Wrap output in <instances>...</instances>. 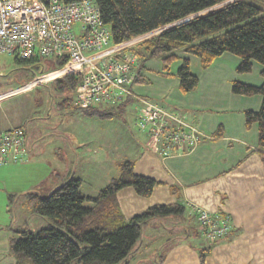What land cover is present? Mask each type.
<instances>
[{"label":"crops","instance_id":"0c3cea01","mask_svg":"<svg viewBox=\"0 0 264 264\" xmlns=\"http://www.w3.org/2000/svg\"><path fill=\"white\" fill-rule=\"evenodd\" d=\"M177 54L189 58L191 70L198 78L196 89L186 93L179 90V79L174 74L181 64V59L171 64L169 72L172 75L169 76L162 73L160 58L147 60L141 74L149 80V83H133V93L124 103L121 111L101 119L111 121L106 132L107 138L110 140L118 138L122 147L121 157L113 161L117 173L109 176L108 180L104 179V176L102 183H88L78 176L81 180L80 190L84 183L87 186L83 194L96 195L94 194L96 190L101 189L117 176V164L120 161L132 160L136 174L152 177L161 184L156 185L147 197L137 195L131 187L120 189L117 199L121 212L126 218L137 215L154 204L180 202L183 206L181 213L158 216L142 226V229L146 228L153 222L159 226V237L154 251L161 252L160 248L163 246L164 251L162 256L157 253L156 262L160 260L161 264H264V163L257 150V123L254 122L246 127L244 117L245 110L259 109L262 96L243 95L231 90L233 81L260 86L264 80L261 75L262 65L252 61L249 72H238L236 67L241 58L233 53L223 52L211 65L202 68L199 58L195 55L184 52ZM21 86L0 93V129L20 126L28 136L25 120L29 117L35 119L38 116L42 119L47 116V106H44L46 99L41 95L33 96V100L28 103H31L28 112L21 110L20 107L12 110L9 115L3 111V108L1 109L6 97L39 87ZM152 105L162 107L169 112H177L185 123L195 126L198 140L182 145L173 144L167 150H164L162 144L156 147L148 146L146 130L135 128V125L138 117L148 115ZM62 107L70 109L76 106L71 101L69 104L64 103ZM67 113L72 116L78 114L80 119H85L83 122L87 120L95 124L80 110L78 113L74 111ZM125 113L128 114V120L124 117ZM114 118L116 121L112 123ZM96 120L99 122L98 119ZM219 128L221 133L216 134ZM35 132V129L31 130V134ZM61 137L55 147V154L61 163H64L62 161L64 160L70 165L74 158H78L82 162V174L86 173L87 163H94L98 168L97 171L100 170L98 166L101 159L98 151L96 156L92 155V157L79 152L73 156L76 146L67 145V136L63 139ZM81 142L83 143L82 140ZM28 143L27 137L26 146L30 150L26 160L29 159L32 148ZM81 144L78 146L86 147L85 142ZM75 171L67 172L68 176L66 174L63 177H56L55 182L60 184L61 179L64 181L74 176ZM54 174L57 175V172L54 171ZM3 178L7 179L6 176ZM9 179L16 180L12 176ZM170 184L180 187L181 196L178 199L169 192ZM30 186L36 185L33 182ZM29 187L19 188L14 185V188L7 192L4 189L0 192V207L9 214L10 218H12L11 202L18 197L16 193L29 190ZM9 194L15 196L9 198ZM20 197L24 199L22 206H26L25 195ZM197 208H203L217 218H228L231 225L229 232L223 237L206 238L197 220ZM20 229L25 228L0 225V264H15V258L9 251V239ZM144 239L142 237V240H139L138 247L143 244ZM138 247L136 253L140 252ZM201 252L205 253L203 262L200 261ZM134 253L132 259H129L130 262H134L128 264H142L141 261H135L136 253Z\"/></svg>","mask_w":264,"mask_h":264},{"label":"trees","instance_id":"16d2710c","mask_svg":"<svg viewBox=\"0 0 264 264\" xmlns=\"http://www.w3.org/2000/svg\"><path fill=\"white\" fill-rule=\"evenodd\" d=\"M70 1V0H63ZM100 17L109 28L110 41L129 40L161 29L144 39L135 49L138 61L133 83H149L142 76L144 64L160 58L164 75H172L171 64L181 59L174 74L183 93L196 89L197 76L190 60L177 53L184 52L199 58L206 68L223 52L241 58L238 72H249L252 61L262 65L264 78V0H95ZM20 63H35L40 69L41 59H18ZM55 66L64 59H54ZM53 66V67H55ZM38 69V70H40ZM38 70H34V73ZM33 76V75H32ZM59 86L72 92L80 75L67 74L59 79ZM231 90L243 95L260 94L258 110H245V126L257 123V150L264 163V80L260 86L233 81ZM129 96L124 101H127ZM123 101V102H124ZM122 102V103H123ZM60 103H71L65 97ZM121 103V104H122ZM123 105V104H122ZM94 107L76 108L83 114L105 119L114 115L113 106L99 110ZM220 128L216 134H220ZM132 160L117 164L118 174L96 195H85L80 190L81 180L74 176L55 186L46 197L36 191L25 192L26 207L33 215L47 219L48 226L34 233L25 228L15 231L9 239V251L15 264H128L137 250L142 226L148 220L178 214L180 202L154 204L141 213L126 218L119 207L117 193L131 187L137 195L147 197L161 182L136 174ZM176 199L181 189L168 186ZM15 194H9V198ZM205 253H200L203 262ZM156 264H161L158 260Z\"/></svg>","mask_w":264,"mask_h":264},{"label":"built area","instance_id":"2783aa9c","mask_svg":"<svg viewBox=\"0 0 264 264\" xmlns=\"http://www.w3.org/2000/svg\"><path fill=\"white\" fill-rule=\"evenodd\" d=\"M150 36L152 32L111 42L95 0H0V53L18 59H64L57 67L36 71L21 87L80 75L71 101L81 109L119 104L133 93L135 49ZM136 126L146 130L148 146L162 144L164 150L198 140L195 126L159 106L152 105L147 116L138 117ZM25 135L20 126L0 129V164L19 160L26 149ZM196 215L206 238L223 237L231 228L228 218L211 216L203 208H197Z\"/></svg>","mask_w":264,"mask_h":264},{"label":"rangeland","instance_id":"374dc122","mask_svg":"<svg viewBox=\"0 0 264 264\" xmlns=\"http://www.w3.org/2000/svg\"><path fill=\"white\" fill-rule=\"evenodd\" d=\"M159 30L161 31L162 29L154 30L152 35L157 33ZM41 62L44 64L42 68L45 70L55 66V60L51 57L42 58ZM35 65L36 64L33 62L31 64L20 63L17 60V57L13 54L0 53V93L12 90V88L16 86H20L29 82L35 74L34 70L40 69ZM37 86H39L37 89L33 88L29 91L20 93L16 92L6 97L1 107V109L3 108V111L9 115L11 114L12 110H16L20 107L21 110H26V112H28L31 108V103H28L33 100V96L38 97L41 95L46 99L44 106H47V116H45L47 118L42 117V119H40L37 116L35 119L29 117L25 120V123L28 127V136L25 135V137L26 139L28 137V144L32 147L29 159H25L28 155V150H30V148H27L26 146L24 154L20 156L17 162L14 163L10 160L9 162L5 163L8 166H3L4 164H0V192L2 189L7 192L8 190L14 188V185L19 188L29 187L33 182L36 185L30 186L29 190L21 193L13 192L16 193L18 197H16L14 201L11 202L10 211L12 218H10L9 214L4 212L0 207V225L18 229L28 227L34 233L38 232L41 228L48 226L47 219L38 217L36 215H31L28 212L26 206H22L24 199L20 196H23L24 193L28 191H36L41 196L46 197L49 195L52 189L58 185L55 182L56 177H63L66 174V176H68L69 174L67 172L70 171L72 173L74 170H76L73 172L75 173L74 176L76 178H79L78 176H80L81 179L87 180L88 183H102L104 179L108 180L109 176L115 175L117 173L116 166H113V161L115 159H119L122 152V147L120 146L121 144L118 138L113 140L107 138L106 132L109 130V124L111 121H102L101 118L96 115H85L90 117L91 120L95 122L94 124L89 123L87 120L86 122H83L85 119H80L81 117L78 114L72 116L67 113V111H74L78 113L79 109H69L62 107L63 103H60L61 100H63L65 97L72 99L73 92L68 88L60 87L59 81L57 79H52L49 82L44 83V85L40 84ZM125 102L126 101H124L122 104L124 105ZM121 103H101L98 104L96 108L103 110L107 107L113 106L114 108H112L111 111L117 114L124 107ZM127 115L128 114L125 113L124 117L128 120ZM96 119H98L99 122ZM112 121V123H114L116 118H114ZM135 128L138 127L135 125ZM34 129L36 130V134H31V130ZM64 131H66L65 134H63ZM60 137L62 139L63 137H66L68 142L67 145L76 146L74 148L73 156H76V152H79L80 154H85L87 157H92V155L96 156V152L98 151L101 159V163L98 166L100 170L97 171L98 168L94 165V163H87L86 173L82 174V162L78 158H74L73 163L72 161H69L70 165L64 160H62L64 163H61V160L58 159L57 155L55 154V147L58 145ZM81 140L83 143L85 142L86 147L78 146V144L82 143ZM102 160H105V162H102ZM54 171L57 172V175L54 174ZM3 176H6L7 179L3 178ZM11 176L15 177L16 180H10L9 177ZM60 182H62V179ZM86 186L87 185L83 183L81 187L82 193H84L83 191H86L84 189ZM99 190H96L94 194H97V191ZM24 218L26 221H24ZM153 224L146 228L143 227L142 237L143 239L145 238L144 242H142L143 244L140 245L141 248L138 247L140 252H135L136 254L134 253V256H136L135 261H141L142 264H156L157 253L160 256L163 255L164 246L160 248L161 252L159 250L154 251V247L157 245L156 241L159 237V226L156 225L155 222H153ZM142 237L140 241L142 240ZM30 263L32 264L31 261Z\"/></svg>","mask_w":264,"mask_h":264},{"label":"water","instance_id":"95a60500","mask_svg":"<svg viewBox=\"0 0 264 264\" xmlns=\"http://www.w3.org/2000/svg\"><path fill=\"white\" fill-rule=\"evenodd\" d=\"M162 29V28H161Z\"/></svg>","mask_w":264,"mask_h":264}]
</instances>
